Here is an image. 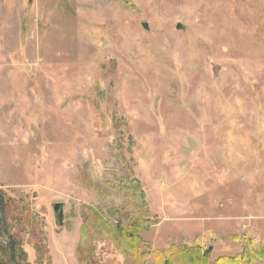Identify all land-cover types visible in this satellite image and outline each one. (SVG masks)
<instances>
[{
  "label": "rangeland",
  "instance_id": "obj_1",
  "mask_svg": "<svg viewBox=\"0 0 264 264\" xmlns=\"http://www.w3.org/2000/svg\"><path fill=\"white\" fill-rule=\"evenodd\" d=\"M131 178L144 243L215 261L264 241V0H0V188L26 263L131 264L95 212L135 208Z\"/></svg>",
  "mask_w": 264,
  "mask_h": 264
},
{
  "label": "trees",
  "instance_id": "obj_2",
  "mask_svg": "<svg viewBox=\"0 0 264 264\" xmlns=\"http://www.w3.org/2000/svg\"><path fill=\"white\" fill-rule=\"evenodd\" d=\"M123 185L130 191V198L135 208L128 209L127 201L119 202L109 212L118 219L108 220L99 211L96 212L98 233L104 239H111L131 264H264V241L246 234L235 235L234 238L243 246V251L234 257L222 256L211 260L210 250L204 249L200 243H187L181 246L172 244L168 249L155 248L144 243L142 229L149 228L150 221L148 203L143 185L137 178L128 179ZM10 198L0 188V264H27V255L20 240L12 233L10 217ZM136 207L144 211L136 210ZM90 243L85 240L84 244Z\"/></svg>",
  "mask_w": 264,
  "mask_h": 264
},
{
  "label": "water",
  "instance_id": "obj_3",
  "mask_svg": "<svg viewBox=\"0 0 264 264\" xmlns=\"http://www.w3.org/2000/svg\"><path fill=\"white\" fill-rule=\"evenodd\" d=\"M143 27L145 29H149V25L148 23L146 22H143ZM182 25L181 24H178L177 25V28L178 29H181ZM63 206H64V203H55L54 204V213H55V218H57L58 220V223L62 225V223L64 222V218H63V214H64V211H63Z\"/></svg>",
  "mask_w": 264,
  "mask_h": 264
}]
</instances>
